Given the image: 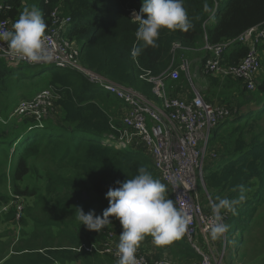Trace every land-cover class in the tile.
Segmentation results:
<instances>
[{"label":"trees","instance_id":"16d2710c","mask_svg":"<svg viewBox=\"0 0 264 264\" xmlns=\"http://www.w3.org/2000/svg\"><path fill=\"white\" fill-rule=\"evenodd\" d=\"M222 1L181 0L193 29L172 34L161 30L155 49L144 48L136 39L139 21L131 18L133 12L140 13L145 0H39L35 6L43 14L46 32L52 28L55 9L59 10L60 19H71L63 37L79 48L78 60L83 69L160 103L149 78L171 70L174 44L184 48L176 57L190 60L192 53L205 51L206 42L218 45L262 27L264 0H228L221 6ZM23 5V0H0V21L9 19L14 26ZM134 45L143 48L137 58L131 55ZM258 49L261 69L253 91H248L242 81L205 75L212 87L233 89V102L227 105L231 117L211 132L209 147L217 159L210 158L206 163L205 182L213 203L218 202V197L235 200L240 195L239 186L245 189L246 202L238 207V214L222 212L230 229L227 237L231 231L240 234L238 250L241 249L242 258L246 257L247 238L264 220V43ZM249 50L241 43L232 45L223 56L224 65L237 66ZM205 55L202 66L207 51ZM35 77L37 82L46 84L48 88L44 90H52L57 96L48 117L41 121L35 116L13 117L17 105L7 103L2 107L0 103V114L5 117L0 122V209L10 205L0 215V264H118L114 257L88 252L86 248H101L113 232L122 235L119 220L110 218L111 224L100 233L90 232L78 222L77 209L82 208L86 215L97 208L108 209L109 189L118 188V181L122 184L135 178L141 167L154 179H161L143 149L119 150L104 143L107 138L120 139L117 130L122 128L121 100L78 70L12 63L0 56V96L12 93L14 80L26 78L32 82ZM185 84L189 86L183 73L177 81H168V96H183ZM204 99L211 103L208 97ZM7 101L13 103L8 96ZM91 136L104 141H95ZM46 157L52 160V167L40 173L41 161ZM8 186L24 200L19 221ZM167 196L173 200L169 189ZM39 203H45L46 209H37ZM62 209L66 210L64 217ZM5 224L15 229V237L6 234ZM197 240L207 251L203 237L199 235ZM18 241L25 246L18 245ZM143 249L140 246L139 251L149 257V252H145L148 249ZM157 251L158 259L169 252L175 264L202 262V256L192 249L186 236ZM253 259V264H264V254Z\"/></svg>","mask_w":264,"mask_h":264},{"label":"built area","instance_id":"2783aa9c","mask_svg":"<svg viewBox=\"0 0 264 264\" xmlns=\"http://www.w3.org/2000/svg\"><path fill=\"white\" fill-rule=\"evenodd\" d=\"M51 17L52 28L46 32V35L50 37L48 48L53 54V61L44 64L54 65L58 69L69 68L83 72L92 83L122 101L124 108L122 128L117 130L120 139L107 138L104 143L119 150L143 149L152 159L159 178L170 190L176 207L183 209L193 218L185 236L192 249L202 256V262L195 264H225L227 234L219 241H212L208 231L213 222L211 209L213 202L206 188L205 161L211 132L231 117L230 108L207 102L202 93L190 86V83L191 92L184 98L168 96L166 91L168 81H177L182 73L187 79L191 77V64L184 57L180 58L176 68L173 67L176 54L184 49L180 44H174L171 70L166 75L149 78V82L154 85L153 93L160 103L153 102L132 88L113 83L83 69L78 60L79 48L63 37V30L71 19H60L58 9L54 10ZM0 28L12 30V21L3 19L0 21ZM237 43L247 45L250 50L240 64L227 67L224 65L223 56L232 45ZM261 43H264V23L262 27L252 28L229 42L218 45H210L206 42L204 50L208 52V57L200 69L201 74L216 76L221 80L242 81L248 91H253L261 69L258 49ZM0 56H5L12 63L24 62L32 65L9 55L8 45L2 40H0ZM56 97L54 91L43 90L32 99L20 101L12 116H35L41 121L54 109ZM2 118L0 114V122H3L4 118ZM111 127L117 129L113 124ZM210 158L216 160L217 155L211 152ZM14 205L18 212L16 215L18 220L23 211L20 197H15ZM223 217L225 224L227 216L223 215ZM110 235L107 243L101 248L91 246L86 248V251L109 255L118 261L116 253L119 242ZM199 235L205 240L207 251L198 243ZM217 244L221 247L218 248ZM136 258L140 264H175L165 258H149L140 251H137Z\"/></svg>","mask_w":264,"mask_h":264},{"label":"clouds","instance_id":"9594fccd","mask_svg":"<svg viewBox=\"0 0 264 264\" xmlns=\"http://www.w3.org/2000/svg\"><path fill=\"white\" fill-rule=\"evenodd\" d=\"M139 21L136 39L143 47H158L161 30L169 34L177 31L188 33L194 25L190 22L181 0H145L139 14L133 13ZM146 17V18H145ZM43 14L35 7H25L12 30L0 28V40L8 45L9 55L32 65L51 63L53 54L48 48L49 36ZM143 48L134 45L131 55L137 58ZM110 188L106 199L109 207L102 217L95 212L87 215L77 209V220L90 232L100 233L111 224L110 218L119 220L123 233L118 244V264H140L137 251L146 238L151 237L157 248H167L182 240L193 222L183 209H178L174 200L168 198V189L159 179L141 167L138 175ZM240 195L235 200L217 198L211 205L213 222L208 231L212 241H219L229 232L223 223L222 212L238 214L237 209L246 202L245 189L239 186Z\"/></svg>","mask_w":264,"mask_h":264},{"label":"rangeland","instance_id":"374dc122","mask_svg":"<svg viewBox=\"0 0 264 264\" xmlns=\"http://www.w3.org/2000/svg\"><path fill=\"white\" fill-rule=\"evenodd\" d=\"M38 1L39 0H23V3H24L23 11H24L25 7L31 9V7L35 6L38 3ZM227 1L228 0H223L221 2V6H223ZM35 7L39 10V8L37 6H35ZM133 13L131 14V18L134 21H138V20L134 19ZM197 55L198 54H193V55H191L190 60L187 59L191 64V77H190V79H187L188 82L190 83V86H192L193 88L200 91L204 97H208V99H210V102H212L216 105H221V106L229 105L231 102H233V99H234V96H232L233 91L231 93H229V91H226L223 89L222 90H216V89H211L209 86H205V88H204V86H202V84H204V82L207 83L205 81V80H207L206 79L207 76H205L204 74L203 75L201 74V70H200V69H202L201 64H192V60L195 59L197 57ZM176 56H177V54H176ZM179 63H180V58L176 57L173 67L176 68L177 64H179ZM48 66L53 67L54 65L48 64ZM35 70H37V69H35ZM37 78L38 77H35L34 81H32V82L30 81V79H26V78L20 79V80H14L13 84H12L13 85L12 93H9V94L4 95V96H0V103H2V107H3V104H7V103H11L12 105L13 104L18 105L20 103V101L32 99L37 94H39L41 91H43L44 89H47L48 87L46 86V84L43 85V83L37 82V80H38ZM183 91H184V94H183V96H180V97H185L186 95H188L191 92V88L187 84H185ZM7 96L13 100V103H12V101H7ZM116 102L119 103V101L117 99H116ZM2 117L5 118L3 115H2ZM117 118H119V117L117 116ZM114 120H117V119H114ZM121 122H122V118H121ZM262 124H263L262 126H264V122ZM91 138L93 140L101 142V143L104 141V138H99V137H95V136H91ZM210 138H211V136H210ZM210 154H211V147H209V151L207 152V155H206V161H205L206 163L210 160ZM49 167H52V160L49 157H46L41 161V167L39 168V172L43 173ZM57 173L63 174V172H61V171H57ZM8 192L10 193L12 198L19 197L12 192L10 186H8ZM21 201H22V206H24V204H23L24 200H22V198H21ZM44 204L39 203V205H37V209L40 207L43 209H46V205H44ZM205 204L207 205L206 202H205ZM7 206H10V205H7ZM7 206H4L0 209V215H2L3 213H5L9 210V209L6 210ZM105 210L106 209L103 210V209L97 208L94 212H95L96 216L102 217L103 212ZM56 211H54V212H56ZM62 212H63L62 216L64 217V215L66 214V210L62 209ZM20 218H21V216H20ZM20 218L16 221H19ZM4 226H5L4 230H5L6 234H12V235H14V237L16 236V234H14V232H13L15 229L7 226V224H5ZM120 230H121V228H120ZM111 234L112 235H110V236H112L114 238V240L120 242V235H118L116 232H113ZM31 240L35 241L36 239L31 238ZM39 241H41V240H39ZM254 242L256 243V245L258 247L255 245ZM16 243L20 246H25L24 242H22V241H18ZM200 243L202 244L201 241H200ZM239 244H240L239 232L231 231L228 235V244H227L228 251H227V256L225 259V264H250L249 263L250 261L253 264L252 260H254L253 259L254 257L257 258V256L264 254V220L262 221L261 225L255 227L252 235L247 238L248 247H247L246 253L244 254V255H246V257H244V256H243V258L241 257V249L238 250ZM142 246H144V248H147L148 250H150V252L148 254L149 257H152V259L158 257L157 256V254H158L157 249L158 248L153 244V240L150 237L145 239V241L141 244V247ZM201 246H203V245H201ZM217 247L220 248L221 245L217 244ZM174 250L177 253V255L181 256L178 249H176L174 247ZM138 251H139V249H138ZM143 251H144V249H143ZM145 252H147V251L145 250ZM164 258L171 261L172 256L170 255L169 252H166ZM258 261L259 260H257V262ZM255 264H257V263H255Z\"/></svg>","mask_w":264,"mask_h":264},{"label":"crops","instance_id":"0c3cea01","mask_svg":"<svg viewBox=\"0 0 264 264\" xmlns=\"http://www.w3.org/2000/svg\"><path fill=\"white\" fill-rule=\"evenodd\" d=\"M193 54H198L197 55V57L195 58V59H193L192 60V64H201V61H202V59H204L205 58V51H197V52H195V53H192L191 55H193ZM201 67H202V64H201ZM207 83H205L204 82V84H202V86H204V88H205V86H209L211 89H216V90H222L223 88H214V87H212L211 86V84H210V82H209V80L207 81V80H205ZM223 90H225V89H223ZM208 91V90H207ZM226 91H229V93H231L232 91H233V89H231V90H226ZM212 103V102H211ZM214 104V103H213ZM122 106V105H121ZM123 113H124V108H123V106H122V108L120 109V117L123 115ZM144 248V246H142L141 247V249H143ZM147 252H150V250H148Z\"/></svg>","mask_w":264,"mask_h":264},{"label":"water","instance_id":"95a60500","mask_svg":"<svg viewBox=\"0 0 264 264\" xmlns=\"http://www.w3.org/2000/svg\"><path fill=\"white\" fill-rule=\"evenodd\" d=\"M83 198L86 200L87 199V195L86 193L83 194Z\"/></svg>","mask_w":264,"mask_h":264}]
</instances>
